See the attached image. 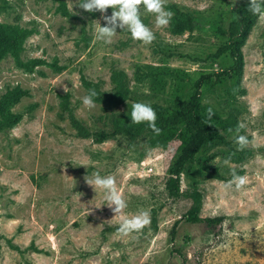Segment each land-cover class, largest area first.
I'll return each mask as SVG.
<instances>
[{"label":"rangeland","instance_id":"1","mask_svg":"<svg viewBox=\"0 0 264 264\" xmlns=\"http://www.w3.org/2000/svg\"><path fill=\"white\" fill-rule=\"evenodd\" d=\"M242 1L166 0L173 16L159 28L141 5L155 39L117 28L106 44L101 13L80 0H0V264H264V20L239 45L242 72L213 75L232 64L221 47ZM204 74L199 112L215 115L179 186L201 193L202 217L222 216L214 226L186 221L190 199L164 188L188 136L173 116ZM134 102L155 110L159 135L131 123ZM233 168L248 183L226 191ZM96 172L116 176L123 215L148 211L150 225L121 235L103 190L84 181Z\"/></svg>","mask_w":264,"mask_h":264},{"label":"clouds","instance_id":"2","mask_svg":"<svg viewBox=\"0 0 264 264\" xmlns=\"http://www.w3.org/2000/svg\"><path fill=\"white\" fill-rule=\"evenodd\" d=\"M166 0H80L78 6L86 12H100L104 21V26H101L99 20L96 22V39L102 40L106 44H111L113 37L117 34V28L123 30L127 29L131 33L133 40L141 41L144 44H150L155 35L153 31L146 26L141 20L140 6L143 5L144 9L148 13L155 14L156 27H166L173 16V13L165 10ZM249 10L259 19L264 20V0H249ZM111 8V15L107 14V10ZM97 93L94 89L89 90V94L82 98L83 105L92 109L95 108L94 97ZM215 115L213 109L209 107L207 109L205 122L211 121ZM131 123L140 124L147 122L149 128L159 135L161 130L156 126L157 114L155 110L146 103L134 102L131 105ZM246 125L243 122H238L235 129V143L238 145V150H243L250 143L245 135H240L241 129H244ZM229 132L233 129L229 128ZM225 165L231 166L230 158L224 159ZM232 178L225 182L223 187L227 191L235 188V190H241L248 183V177L246 175H238L233 168ZM84 181L87 185L95 189L103 190V198L109 209L114 213V217L119 218L118 232L127 236L133 232L139 233L145 227L150 225L151 218L148 211H140L135 215L127 216L123 215L124 209L127 207V203L123 198L122 193L117 187L116 176L108 175L101 176L98 172L93 173L92 177L88 175L84 176ZM99 208V207H97ZM106 222V221H105ZM228 222L225 221V225Z\"/></svg>","mask_w":264,"mask_h":264},{"label":"trees","instance_id":"3","mask_svg":"<svg viewBox=\"0 0 264 264\" xmlns=\"http://www.w3.org/2000/svg\"><path fill=\"white\" fill-rule=\"evenodd\" d=\"M248 5L249 0L235 3L233 7L234 18L227 29V42L221 47L222 51H227L228 55H230L232 64L225 70L213 73L217 78L242 72L243 56L240 53L239 45L255 18V15L249 10ZM32 61L41 62L39 59H33ZM210 76L211 74H204L197 78L194 91L189 99L179 101V109L173 118L181 120L188 136L186 134L182 136L179 152L170 167L169 176L166 179L164 188L169 196L184 195L190 199V206L185 213L186 221L191 223L206 222L214 226L222 220V216L202 217L200 215L202 207L201 193L195 189H180L179 186L182 169L194 158L200 147L209 140V124L205 122V118L199 111L201 86L204 80ZM175 225L176 223L171 228V237L174 236Z\"/></svg>","mask_w":264,"mask_h":264}]
</instances>
